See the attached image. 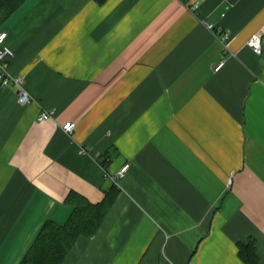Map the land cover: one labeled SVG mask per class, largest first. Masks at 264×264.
Here are the masks:
<instances>
[{"label": "crops", "instance_id": "0c3cea01", "mask_svg": "<svg viewBox=\"0 0 264 264\" xmlns=\"http://www.w3.org/2000/svg\"><path fill=\"white\" fill-rule=\"evenodd\" d=\"M199 1L25 0L1 22L33 102L0 88V264L68 220L71 192L114 187L62 264H248L246 246L264 264V0Z\"/></svg>", "mask_w": 264, "mask_h": 264}, {"label": "trees", "instance_id": "16d2710c", "mask_svg": "<svg viewBox=\"0 0 264 264\" xmlns=\"http://www.w3.org/2000/svg\"><path fill=\"white\" fill-rule=\"evenodd\" d=\"M24 1L0 0V25ZM105 1L99 0L101 3ZM118 194L117 187H114L101 203L93 204L85 197L71 192L67 203L73 209L68 220L64 224L47 221L21 264H62L80 237H92L96 234ZM240 256L248 264H257L252 246L241 248Z\"/></svg>", "mask_w": 264, "mask_h": 264}, {"label": "built area", "instance_id": "2783aa9c", "mask_svg": "<svg viewBox=\"0 0 264 264\" xmlns=\"http://www.w3.org/2000/svg\"><path fill=\"white\" fill-rule=\"evenodd\" d=\"M185 2L186 0H181ZM189 10L194 14L198 15V10L200 8V1L199 0H192L191 4L187 5ZM202 23L214 34L217 31V27L209 23L205 20H202ZM8 38V33L5 30L0 29V88L2 89H11L14 90L17 98L18 103L21 106H28L33 102L32 96L25 88V78L22 75H13L10 71V64L13 58L15 57V53L13 50L6 44V40ZM221 42L224 46L225 56L218 62L215 67L214 71L218 72L221 70L224 65L226 64L228 55H231L230 51V44L231 38L229 35H224L221 38ZM248 46L253 49V51L257 54H261L263 50L262 46V33L254 34L248 42ZM53 111H42L38 117L40 122L48 120L52 117ZM76 128L75 122H67L63 125V129L67 134H72ZM86 152V151H85ZM130 168V164L124 165L116 174L111 176V179L115 185H119V182L122 178L125 177L127 171Z\"/></svg>", "mask_w": 264, "mask_h": 264}, {"label": "rangeland", "instance_id": "374dc122", "mask_svg": "<svg viewBox=\"0 0 264 264\" xmlns=\"http://www.w3.org/2000/svg\"><path fill=\"white\" fill-rule=\"evenodd\" d=\"M5 22H3L2 24L4 25ZM126 165V164H125ZM128 172V171H127ZM127 174V173H126Z\"/></svg>", "mask_w": 264, "mask_h": 264}]
</instances>
